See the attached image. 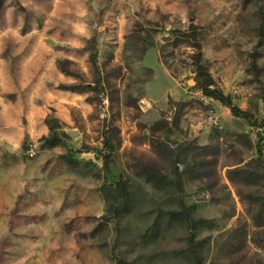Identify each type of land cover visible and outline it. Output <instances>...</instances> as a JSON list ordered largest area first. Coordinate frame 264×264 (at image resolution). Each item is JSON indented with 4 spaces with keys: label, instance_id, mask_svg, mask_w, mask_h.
I'll return each instance as SVG.
<instances>
[{
    "label": "rangeland",
    "instance_id": "obj_1",
    "mask_svg": "<svg viewBox=\"0 0 264 264\" xmlns=\"http://www.w3.org/2000/svg\"><path fill=\"white\" fill-rule=\"evenodd\" d=\"M0 264H264V0H0Z\"/></svg>",
    "mask_w": 264,
    "mask_h": 264
},
{
    "label": "trees",
    "instance_id": "obj_2",
    "mask_svg": "<svg viewBox=\"0 0 264 264\" xmlns=\"http://www.w3.org/2000/svg\"><path fill=\"white\" fill-rule=\"evenodd\" d=\"M183 35H185L189 46L193 49V56L191 57V60H192V66L194 68L195 83L199 91L204 96L212 98L218 101L219 103H221L223 106L229 108L233 116L247 120L253 119L251 114L240 110L237 106H235L232 103V100L229 96L224 95L221 90L216 88L212 76L210 75L206 67L203 65V51L200 42L199 28H197L195 25H191L189 31ZM260 145L261 144H259L258 146L259 153H262V148H260L261 147ZM64 159L69 164L75 163L73 159H68V158H64ZM117 187L121 198L124 201H127L125 187L123 186L122 182H118ZM179 191L183 192V188L181 185L179 187ZM189 224L191 226V230H194L196 227L195 226L196 223L189 220Z\"/></svg>",
    "mask_w": 264,
    "mask_h": 264
}]
</instances>
